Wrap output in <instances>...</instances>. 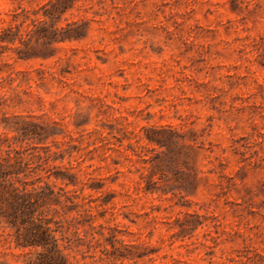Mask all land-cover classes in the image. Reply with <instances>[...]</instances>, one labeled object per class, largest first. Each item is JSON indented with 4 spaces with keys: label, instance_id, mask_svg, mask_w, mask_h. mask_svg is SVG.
<instances>
[{
    "label": "rangeland",
    "instance_id": "rangeland-1",
    "mask_svg": "<svg viewBox=\"0 0 264 264\" xmlns=\"http://www.w3.org/2000/svg\"><path fill=\"white\" fill-rule=\"evenodd\" d=\"M68 24L6 53L0 139L54 189L70 264H264V0H77ZM26 252L0 218V264Z\"/></svg>",
    "mask_w": 264,
    "mask_h": 264
},
{
    "label": "trees",
    "instance_id": "trees-1",
    "mask_svg": "<svg viewBox=\"0 0 264 264\" xmlns=\"http://www.w3.org/2000/svg\"><path fill=\"white\" fill-rule=\"evenodd\" d=\"M76 2L50 0L38 10L20 7L8 18L0 17V75L8 52L17 54L16 62L28 61L40 52L52 50L55 43L78 39V33L70 31L72 24L58 27L63 17L75 9ZM2 146L0 139V218L15 231L16 247L29 251L24 253L25 264H70L68 248L58 237L61 231L53 227L59 223L48 215L49 208L59 201L54 189L49 183L40 185L43 177L30 160L20 154L13 156L11 151L3 156ZM56 178H67L68 186L78 184L75 174Z\"/></svg>",
    "mask_w": 264,
    "mask_h": 264
}]
</instances>
